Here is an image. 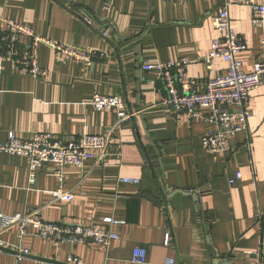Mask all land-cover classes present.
Returning a JSON list of instances; mask_svg holds the SVG:
<instances>
[{"label":"crops","instance_id":"obj_1","mask_svg":"<svg viewBox=\"0 0 264 264\" xmlns=\"http://www.w3.org/2000/svg\"><path fill=\"white\" fill-rule=\"evenodd\" d=\"M106 2H112L109 10ZM222 3L0 0L1 16L29 26L36 35L97 51L90 66L40 44L37 60L48 70L45 80L19 74L11 61L0 57V146L9 132L23 138L50 132L63 139L107 133L117 114L94 110V94H122L129 110L138 112L114 132L117 139L104 162L87 160L82 168L63 169L62 187L74 194L70 201L53 198V190L60 186L53 164L39 168L36 183L30 186L28 158L0 150V213L39 211L47 221L101 228L108 227L105 218L125 220L111 226L120 237L107 251L93 243L56 244L31 232L23 239L31 255L19 264L41 258L71 264L70 256L80 258V264H138L131 261L137 245L147 249L144 264H166L169 258L178 264H264V222L258 219V213L264 215V86L249 101L248 132L235 134L229 150L209 153L202 137L216 126L164 103L167 93L158 73L144 69L148 63L204 59L218 36L213 19ZM229 12L245 46L238 57L250 71L255 61L264 59V26L252 24L248 5L233 3ZM6 29L0 22V32ZM20 41L27 44L29 39ZM226 67L222 59L214 60L212 69L200 60L189 64L187 71L205 81L223 75ZM139 81L148 105L144 120L136 103ZM149 139L162 144L163 169ZM121 177L142 182L122 183ZM1 239L10 251L0 248V264H16L12 252L18 243L16 230Z\"/></svg>","mask_w":264,"mask_h":264},{"label":"built area","instance_id":"obj_2","mask_svg":"<svg viewBox=\"0 0 264 264\" xmlns=\"http://www.w3.org/2000/svg\"><path fill=\"white\" fill-rule=\"evenodd\" d=\"M186 2L187 0H171ZM233 3L248 5L251 9V22L256 27L264 26V4L254 0H223L213 19L214 28L218 36L212 41L211 48L204 59L180 58L167 62L148 63L144 65L147 71H156L166 90L164 103L172 105L177 111L185 112L190 118L202 120L216 126L215 131L208 132L202 137L203 149L209 153H218L230 149V139L239 132H248L249 120L252 112L249 101L253 92L264 86V59L254 62L253 68L247 71L238 54L244 50L242 38L231 24L230 5ZM112 2L105 3L109 10ZM0 22L6 23L7 29L0 32V57L11 61L14 71L21 75L45 80L48 70L38 64L37 52L40 44H46L57 52L69 56L77 62L93 65L97 51L89 47L74 46L58 42L53 39L36 35L33 30L22 23L0 15ZM27 37L29 42L21 43L20 39ZM261 47L264 52V36L261 38ZM222 59L226 64L223 75L210 77L200 81L188 75L189 64L200 60L205 62L208 69H212L213 61ZM91 106L96 111L115 110L117 120L105 134H83L70 136L67 139L58 137L50 132H34L30 137H20L9 132L7 140L0 146V150L10 155L25 156L29 160L28 183H36L37 171L46 164H53V174L60 182V186L53 190L55 200L70 201L74 194L65 191L62 187L63 169L66 166L82 168L87 160L97 164L104 162L108 150L116 141L114 132L122 129L125 122H130L138 112L130 111L122 94L108 96L94 94ZM232 106L238 111H231ZM236 179L242 177L237 171ZM235 179V180H236ZM235 180H231L233 183ZM122 183L140 184V178L121 177ZM260 222H264V215L258 213ZM108 227L101 228L95 224L80 222H53L43 219L39 211L18 212L15 214L0 213V247H7L1 236L11 230H16L18 243L12 252L15 262L19 264L24 258L31 255L30 249L23 243L25 236L33 232L43 240H50L56 244L93 243L107 251L112 242L119 239V234L111 226L125 224V220L114 217L105 218ZM110 226V227H109ZM165 244H170L167 236ZM147 249L135 246L131 261L138 264L147 262ZM68 262L80 264V258L70 256ZM34 264H55L41 259ZM166 264H178L174 258L166 260Z\"/></svg>","mask_w":264,"mask_h":264},{"label":"water","instance_id":"obj_3","mask_svg":"<svg viewBox=\"0 0 264 264\" xmlns=\"http://www.w3.org/2000/svg\"><path fill=\"white\" fill-rule=\"evenodd\" d=\"M137 92H138V95H137V100H136V103H137V107L139 109V117L144 120V114H143V111L148 107V105H146L143 101V98H142V94H141V87H140V81L137 83ZM135 118V117H134ZM133 120V119H132ZM146 126V125H145ZM147 136H149L148 132H147ZM150 138V137H149ZM149 143L154 147L155 151H156V154L159 156V164L161 166V168L163 169V162H162V158H161V154L163 152L162 150V144L158 143L156 144L153 140L149 139ZM163 175L165 176V173H163ZM180 192H184L183 190H178ZM186 193V192H185ZM187 194H191L194 199L196 200L197 199V196L192 194L191 192H188ZM2 250H5V251H10L8 248H5V247H0ZM42 260H45V261H50V262H55L53 260H48V259H44V258H41Z\"/></svg>","mask_w":264,"mask_h":264}]
</instances>
